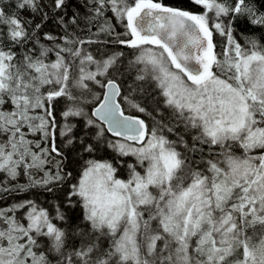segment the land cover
Here are the masks:
<instances>
[{
	"label": "snow or ice",
	"instance_id": "obj_1",
	"mask_svg": "<svg viewBox=\"0 0 264 264\" xmlns=\"http://www.w3.org/2000/svg\"><path fill=\"white\" fill-rule=\"evenodd\" d=\"M76 3L0 0V264H264V0Z\"/></svg>",
	"mask_w": 264,
	"mask_h": 264
},
{
	"label": "trees",
	"instance_id": "obj_2",
	"mask_svg": "<svg viewBox=\"0 0 264 264\" xmlns=\"http://www.w3.org/2000/svg\"><path fill=\"white\" fill-rule=\"evenodd\" d=\"M164 2L166 4H169V5H172V6H177V7H185V8L191 7V5L188 3V0H164ZM73 3H74V6L75 7H79V4L76 3V0H73ZM193 10L194 11H200L199 8H196V9H193ZM238 28H239V31L241 33H244L246 31V29H247V25H246V23H241L238 26ZM117 30L119 31L120 29L118 28ZM257 36H259V32H257ZM214 40L217 43L218 41H220V36H218V35L215 36L214 37ZM221 40L223 41V37H221ZM101 155H104L107 158H110L111 155H114V153H112L111 150L109 149L107 153H102ZM125 159H131V158H125ZM45 195L47 196V198L44 199L46 201V203H49L50 204V203H52L54 201H58V199L54 198L51 194L45 193ZM56 195L59 196V193H57ZM19 196H21V195H19ZM6 204H9L8 198H7L6 201L0 202V206H4ZM76 212H77V214H79V209H77Z\"/></svg>",
	"mask_w": 264,
	"mask_h": 264
},
{
	"label": "bare ground",
	"instance_id": "obj_3",
	"mask_svg": "<svg viewBox=\"0 0 264 264\" xmlns=\"http://www.w3.org/2000/svg\"><path fill=\"white\" fill-rule=\"evenodd\" d=\"M222 43L221 37H220V41L217 42V44ZM124 51L126 52V54H128V50L124 49ZM121 171H123V169H121ZM21 183H25L26 179L25 178H21ZM19 195H21L20 197L23 198H31L34 200H37L38 203L42 204L45 208H49L50 209V205L57 203L58 201H54L52 203H46V201L44 199L47 198V196L45 195V193L43 192V190H39V189H34L32 190L31 193H20ZM8 202L9 204L14 202L13 199L11 197L8 198Z\"/></svg>",
	"mask_w": 264,
	"mask_h": 264
}]
</instances>
